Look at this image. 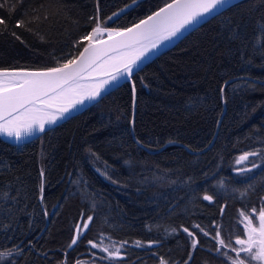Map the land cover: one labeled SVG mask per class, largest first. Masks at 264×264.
Instances as JSON below:
<instances>
[{"label": "trees", "instance_id": "16d2710c", "mask_svg": "<svg viewBox=\"0 0 264 264\" xmlns=\"http://www.w3.org/2000/svg\"><path fill=\"white\" fill-rule=\"evenodd\" d=\"M169 1L0 0V69L41 70L76 57L97 7L101 27L122 29ZM261 25L264 0H242L141 68L132 122L131 87L123 83L34 140L0 139V251L20 250L0 264H222L208 235L241 237L236 212L264 196ZM134 139L149 151L173 144L148 152ZM245 152H257V167L237 174L233 163ZM100 235L158 243L104 260L88 253L87 242Z\"/></svg>", "mask_w": 264, "mask_h": 264}, {"label": "snow or ice", "instance_id": "6c2138e0", "mask_svg": "<svg viewBox=\"0 0 264 264\" xmlns=\"http://www.w3.org/2000/svg\"><path fill=\"white\" fill-rule=\"evenodd\" d=\"M137 0H131V4L135 5ZM231 0H171L166 2L158 10L141 19L138 23H134L127 28H107L101 27L99 17V7H97V15L94 18L96 25L92 27L86 35L80 37L77 43L87 41L79 56L67 59L59 67L46 68L42 71H24V70H7L0 69V133L9 137L15 136L17 140L25 135H30L34 131H45L46 124H53L58 118H62L71 109L77 105L83 104L85 100L95 99L101 92V89L111 82H115L119 77L126 75L131 79L134 66L151 50L156 49L163 41L171 40L176 37L183 29L196 24L206 15H212L218 9L229 6ZM129 5H125L128 8ZM123 12V9L120 10ZM117 13H113L108 17L111 20ZM90 20L93 17L89 18ZM5 24V20L0 18V25ZM17 26H23V22L18 21ZM261 36H258L256 43L264 38V25L260 26ZM107 33V40H97L96 37L101 33ZM98 46H106L102 49ZM122 49H132L131 54H123L113 57V63L102 68L110 67L111 71L104 70L105 79H101L94 85H89L85 91H81V87H69L73 85L81 74L84 72L96 71L103 52H117ZM223 87L221 94H223ZM133 101H135V85L132 86ZM250 156H257V152H245L236 159V164L247 161ZM256 163H252L251 168H256ZM251 168H237L238 173L251 171ZM40 189L43 192L44 172L41 170ZM203 199L211 202L213 196L205 194ZM264 200V197H261ZM223 212V208H221ZM47 215V213H45ZM241 223L244 225V235L246 239H242L239 235L235 238V247L230 243H226L221 237L220 231H217L215 239L217 246L215 251L224 255L231 264H264V207L259 212L253 208L251 212H240ZM93 216H88L87 220L75 225V233L73 234L68 249L78 244L84 231L89 227ZM254 221L256 223H254ZM258 223V226H257ZM195 227H199L196 225ZM174 232L175 229H172ZM183 231L191 237L192 248H196L198 240L193 232L188 228ZM203 232V229H201ZM208 235V233H204ZM92 248H100L107 254L106 259L119 260L123 258L122 249L127 241L112 242L105 246L103 242L96 243L92 240L87 242ZM137 247L141 246V241L134 242ZM149 246L158 243L149 240L146 242ZM236 253L235 257L228 255L227 251ZM18 248L0 251V261H7L16 252L19 254ZM243 254V258H241ZM93 255H95L93 253ZM191 256V252L189 253ZM76 264H83L77 261ZM160 264H167L161 258ZM187 264V261H185Z\"/></svg>", "mask_w": 264, "mask_h": 264}, {"label": "water", "instance_id": "95a60500", "mask_svg": "<svg viewBox=\"0 0 264 264\" xmlns=\"http://www.w3.org/2000/svg\"><path fill=\"white\" fill-rule=\"evenodd\" d=\"M242 0H231V3L229 6L222 8V9H218L217 12L213 13L212 15H206L204 16L202 19H200L196 24L187 27L186 29H183L181 31V33H179L176 37L172 38L171 40L168 41H163L161 43V45H158L156 49L151 50L149 53H147L145 55V57H143L140 61L137 62V64L134 66V71L132 74L131 79H128L126 75L119 77L115 82H111L108 85H105V87L103 89H101L100 94L95 98V99H91V100H85L83 104L77 105L74 109H71L68 113H66L62 118H58L57 121L53 124H46L45 126V131L43 132H39V131H34L32 134L30 135H25L23 136L21 139L17 140L15 136L9 137L5 134L0 133V139H2L3 141L9 143V144H13V145H21L24 144L26 142H29L31 140L36 139L37 137H39L41 134L45 133L46 131H48L51 128L56 127L57 125L67 121L69 118L80 114L81 112L85 111L87 108H89L90 106H92L94 103H96L97 101H99L103 96H105L106 94H108L109 92H111L112 90L116 89L117 87H119L121 84L123 83H129L130 87H131V96H132V112H131V122L134 118L135 115V108H136V95H135V101H133V92H132V86L134 84L133 82V76L139 71L141 70V68H143L145 65H147L148 63H150L151 61H153L155 58H157L159 55H161L162 53L166 52L167 50H169L170 48H172L173 46H175L181 39H183L187 34H189L191 31L195 30L196 28H198L200 25H202L203 23H205L207 20L211 19L212 17L218 15L219 13L223 12L224 10H226L227 8H229L230 6L240 2ZM171 2V1H169ZM163 6V5H162ZM161 6V7H162ZM160 8V7H159ZM158 10V8L156 9ZM154 10V11H156ZM152 11V12H154ZM151 12V13H152ZM148 14V15H151ZM147 15V16H148ZM147 16L143 17L142 19L146 18ZM141 20V19H140ZM140 20H138L135 23H138ZM134 24V23H133ZM133 24H131L128 27H131ZM104 37L99 38L97 40H107L108 39V34L105 32L104 33ZM87 44V42L84 44V46ZM84 46L81 48L80 51L83 50ZM102 49H106V46H98ZM79 51V53H80ZM132 49H122L120 51L117 52H107L106 50L103 52L102 58L99 62V64L96 66L97 70L96 71H90V72H84L81 74V77L77 79V81L73 84L70 85L69 87H76V86H83L81 87V91H85L87 89V87L89 85H94L96 83H98L101 79H105L106 77L103 75V71L107 70V71H111L110 67H105L102 68L101 65L106 66L107 64H111L113 63L112 58L113 57H118L120 55L123 54H131L132 53ZM79 53L76 55L79 56ZM59 67V66H57ZM4 69V68H2ZM7 70H24V71H42L44 69L41 70H27V69H12V68H7ZM234 79V78H233ZM233 79L227 80L224 84L232 81ZM221 102H222V106H223V110L225 109L224 107V103L223 100L221 98ZM219 126V121L217 122V126H216V130ZM134 142L136 144H138L142 149L148 151V152H156L161 150L163 147L173 144V142H167L164 145H162L160 148H158L155 151H149L147 149H145L144 147H142L138 141H136L134 139ZM211 144V143H210ZM210 144L207 146L209 147ZM206 149V148H205ZM205 149L201 150V151H196L193 153H200L202 151H204Z\"/></svg>", "mask_w": 264, "mask_h": 264}, {"label": "rangeland", "instance_id": "374dc122", "mask_svg": "<svg viewBox=\"0 0 264 264\" xmlns=\"http://www.w3.org/2000/svg\"><path fill=\"white\" fill-rule=\"evenodd\" d=\"M236 159H235V161L233 163V168H234V171L238 174V172L236 171L237 168H251L252 163L253 162L256 163L257 156H250L247 161H243V162H241V164H236ZM256 165H257V163H256ZM261 207H264V200H262V199H260V201L258 202V206L253 207V208H255L257 210V213H258L259 210L261 209ZM253 208H251V209H249V210H247L245 212H251V210ZM241 211L242 210H238L236 212L235 222H236V224H238L240 226V228L242 230L241 231L242 232L241 238L242 239H246L247 237L243 234L244 233V225H243V223H241V219H242L241 216H240V212ZM254 223H256V222L254 221ZM257 226H258V223H257ZM205 236H207V235H205ZM208 236H209V238H210V240L212 242V247H216L217 246V241L215 239L216 233H213L212 235H208ZM235 238L236 237H232L231 239L225 240V242L226 243H230L231 245H233L235 247H240L239 245H236L235 244ZM92 241H94L96 243L103 242V244L105 246L110 245L112 242H120V241L113 240V239L109 238L106 235H100L99 237H97L96 239H94ZM131 247H134V248H146V247H149V245L147 243H141V246L137 247L134 242L127 243V244H125L124 248L122 249V253L126 249H129ZM222 251H227L228 252V255H230L232 257H235L236 256V253H233V252L229 251L228 249H222ZM88 253L91 254V255H93V253H94L95 255H93V256L99 257V258L104 259V260H110V259H106L107 254L105 252H103L100 248H92L91 245H89V244H88ZM215 253L221 258L222 264H231V262L224 255H222L221 253H218L216 251H215ZM123 258H124V254H123ZM241 258H243V254H241ZM77 261H82L83 264H93V263H91L89 261L84 260L83 258H81V259H79ZM253 264H258V262H253Z\"/></svg>", "mask_w": 264, "mask_h": 264}]
</instances>
